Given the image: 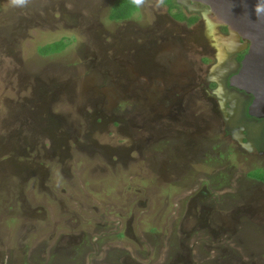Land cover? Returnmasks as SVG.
Returning a JSON list of instances; mask_svg holds the SVG:
<instances>
[{"label":"rangeland","instance_id":"obj_1","mask_svg":"<svg viewBox=\"0 0 264 264\" xmlns=\"http://www.w3.org/2000/svg\"><path fill=\"white\" fill-rule=\"evenodd\" d=\"M115 2L0 0V264H264V221L243 215L234 233L211 232L193 214L203 183L211 194L195 209L209 203L215 219L264 193L243 189L250 159L220 157L191 101L177 114L157 105L159 87L143 92L135 65L148 61L130 44L172 21L149 0L116 22ZM62 40L64 51L39 53ZM166 58L175 71L176 57ZM34 161L43 174L17 171Z\"/></svg>","mask_w":264,"mask_h":264},{"label":"flooded vegetation","instance_id":"obj_2","mask_svg":"<svg viewBox=\"0 0 264 264\" xmlns=\"http://www.w3.org/2000/svg\"><path fill=\"white\" fill-rule=\"evenodd\" d=\"M155 3L162 10V13L158 14V18L172 21L173 25L170 26V30L163 28L161 33L150 38L148 43L144 41L143 44L134 42L130 44V47L136 50L133 52L134 55L143 57L149 63L141 60L135 65L138 66V71L145 70V76H147V87L143 89V92L148 93L146 96H150L153 90L159 87L158 90L164 95V98L161 100L159 97L157 105L160 101L168 103L177 114L178 112L175 110L182 109L185 102L187 104L189 101L194 103L193 113L197 112L199 116L196 118L204 120V124L208 125L207 128L214 131L216 139L214 148H224V152L220 151L223 152L220 153V157L229 152V154L238 156L239 159H250L249 168L245 171L242 183L244 184L243 189H247L246 195L262 192L264 189L262 188L264 187V109L256 106V96L252 92L237 85V77L243 69L244 59L251 46L250 42L244 46L245 40L240 37L237 47L230 50V45H226L224 42L218 43L211 36L200 12L191 11L186 6L177 3L176 0H163V3L156 0ZM179 16L183 18L181 19ZM191 18H195V20L192 21ZM166 21L159 22L164 24ZM218 29L224 36L230 35L228 26H220ZM227 41L229 42V39ZM182 50L185 52L184 60ZM167 52L176 57L173 60L178 64L175 65L176 68L174 67L175 71L169 73H167L169 64L166 58ZM220 54L223 55L222 60H219ZM52 93L55 94L56 91L53 90L51 95ZM185 96L187 99L184 98ZM109 120L116 127H120V124L123 123V121L113 120L112 117ZM104 122L103 118L95 121L96 124ZM126 125L128 129H131L132 121L126 120ZM62 141L63 138L54 139V147L63 150ZM211 143L214 144V141ZM20 165L17 168L19 172L43 174V164L37 161H34L33 164ZM258 169L262 174H251L253 170ZM203 184L191 192L194 196V200L192 199L194 201L193 214L194 218L197 217L205 221L211 232L218 230V232L225 233L230 229L233 230L239 224L238 219L240 221L243 215L249 216L247 217L249 219L264 221V193L258 197L253 195L244 197L243 200L246 202L237 206L229 216L220 215L219 219H215L213 215L207 217L205 211L211 213V210H205L209 203H201V211L195 209L198 199H204L211 194L210 187ZM253 204L255 205L250 208L249 205ZM251 210L255 214H252ZM233 214H235L234 222L236 224L231 225L226 217L230 218ZM238 216L240 217L238 218ZM258 223L262 222L258 221ZM257 226H254L256 231L260 228ZM236 230H233V233ZM181 264L187 263L183 261Z\"/></svg>","mask_w":264,"mask_h":264},{"label":"water","instance_id":"obj_3","mask_svg":"<svg viewBox=\"0 0 264 264\" xmlns=\"http://www.w3.org/2000/svg\"><path fill=\"white\" fill-rule=\"evenodd\" d=\"M176 1L191 11L200 12L211 36L218 43L230 45V50L237 47L240 37L245 40L244 46L250 42L237 85L252 92L256 106L264 109V0ZM220 26H228L230 35L224 36L218 29ZM218 57L223 59L222 54Z\"/></svg>","mask_w":264,"mask_h":264},{"label":"trees","instance_id":"obj_4","mask_svg":"<svg viewBox=\"0 0 264 264\" xmlns=\"http://www.w3.org/2000/svg\"><path fill=\"white\" fill-rule=\"evenodd\" d=\"M175 5V4H173ZM138 10L132 3L131 0H116L113 5V9L110 13V18L113 20H123L128 19L133 16V14ZM179 18H183L180 17ZM190 20H195V18H191ZM67 45L62 40L60 43H49L44 46H41L39 49V53L42 55H49L54 53H60L66 49Z\"/></svg>","mask_w":264,"mask_h":264},{"label":"clouds","instance_id":"obj_5","mask_svg":"<svg viewBox=\"0 0 264 264\" xmlns=\"http://www.w3.org/2000/svg\"><path fill=\"white\" fill-rule=\"evenodd\" d=\"M9 2L14 7L24 8L29 5L32 0H9ZM148 2L149 0H131V3L138 9L144 7ZM160 3H163V0H160Z\"/></svg>","mask_w":264,"mask_h":264}]
</instances>
